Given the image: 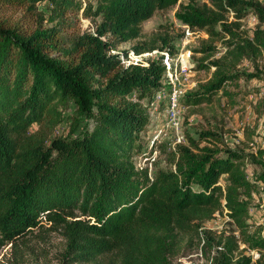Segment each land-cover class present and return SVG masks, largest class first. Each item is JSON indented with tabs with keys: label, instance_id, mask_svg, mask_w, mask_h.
<instances>
[{
	"label": "trees",
	"instance_id": "1",
	"mask_svg": "<svg viewBox=\"0 0 264 264\" xmlns=\"http://www.w3.org/2000/svg\"><path fill=\"white\" fill-rule=\"evenodd\" d=\"M178 2L0 0V244L45 217L64 238L66 264H173L185 239L202 241L210 264H262L264 231H250L247 217L256 183L264 182V150L220 156L217 144H200L209 137L222 142L207 131L176 145L172 168L152 176L132 160L165 67L161 58L147 66L121 64L130 53L155 51L154 36L113 53L139 40L144 22ZM210 4L179 5L174 17L226 39L231 64H199L197 70H215L185 97L186 107L231 97L223 84L239 79L234 66L264 48L261 31L254 33L255 47L232 31L238 23L224 19L233 12L241 20L247 6L262 18L257 2ZM71 106L69 127L57 136ZM247 158L260 167L252 180L242 164ZM224 210L232 229H200ZM251 251L259 253L256 260Z\"/></svg>",
	"mask_w": 264,
	"mask_h": 264
},
{
	"label": "rangeland",
	"instance_id": "2",
	"mask_svg": "<svg viewBox=\"0 0 264 264\" xmlns=\"http://www.w3.org/2000/svg\"><path fill=\"white\" fill-rule=\"evenodd\" d=\"M241 1L257 2L261 7L262 18L256 16L254 8L247 6L245 16L241 20L236 19L235 13L229 12L224 16L225 23L228 25L238 23L239 30L233 27L232 31L239 39L248 40L256 47L253 39L256 31L262 32L264 40V0ZM189 3L201 9H212L210 0H179L176 6L158 11L144 22L142 37L139 40L122 44L117 49V53H113L131 51L133 45H141L154 36L158 39V48L155 51L141 57L128 56L121 61L122 66L133 65L131 63L145 65L160 59L165 54L174 62H180L183 55L185 57L187 55L190 60L189 70L178 75V87L184 95L179 128L176 130L168 124L166 105L169 86L162 83L161 93L152 100L148 108L149 123L135 142L137 146L133 149L132 160L136 168H146L149 176L158 170L172 168L170 151L174 150L176 145L187 143L188 137L197 139L202 132H212L222 141L219 143L214 137H209L200 142L201 145H218L221 149L220 156H225L228 150L247 155L254 154L257 150H264V48H260L258 54L249 56L234 66L232 73L239 75V79L223 84V88L231 94V97H223L219 94L213 97L209 104L196 107L184 105L185 97L206 85L215 70L213 67L209 70H197L199 64L215 62L231 64L230 56L226 54L228 49L226 39L209 38L205 31L194 30L190 31L196 33L186 37L185 26L175 19L174 14L179 5ZM82 23L87 24V22ZM216 31H220L219 26H216ZM72 113L71 106L64 112V120L55 128L54 134L59 136L66 132ZM35 128L36 126L33 125L32 129ZM242 164L251 180L260 171L259 165L249 158ZM224 178L225 175L220 177L221 184H225ZM256 184L257 187L249 204L247 222L250 231L260 228L264 231V182L258 181ZM225 213V210L222 214L215 213L211 219L201 224L200 229H210L217 233L232 229L233 226L230 225ZM64 245L61 232L47 222L45 217H41L37 226H30L13 241L3 240L0 244V264H66L67 261L63 262ZM201 245L202 241L198 244L196 239L192 242L185 239L179 253L173 258V264H210L202 254ZM257 254V257L252 254L253 260L259 257V253ZM260 261L264 264V250Z\"/></svg>",
	"mask_w": 264,
	"mask_h": 264
},
{
	"label": "built area",
	"instance_id": "3",
	"mask_svg": "<svg viewBox=\"0 0 264 264\" xmlns=\"http://www.w3.org/2000/svg\"><path fill=\"white\" fill-rule=\"evenodd\" d=\"M82 22H87V24L90 26L91 31H94V27L90 25L89 21L82 20ZM196 32H191L190 29L185 26V34L186 37L192 36ZM131 58L132 56H135L133 53H130ZM145 56V54L138 55V57ZM189 57H185V55L182 56V59L180 62H174L172 58L169 57V55H163L161 57L162 65L165 67V76L164 84L166 86H169V91L167 92V105H166V114L168 116V121L170 126L174 129H178L180 125V117L182 114V100L184 98V95L181 91V89L178 87V75L180 76L181 73H186L187 70L190 68L189 64ZM125 58H122V61H124ZM133 65H140L139 63H131ZM141 66H147V63L142 64ZM178 70L180 72H178ZM161 93V92H160ZM251 254H255L257 257V253L251 251Z\"/></svg>",
	"mask_w": 264,
	"mask_h": 264
}]
</instances>
